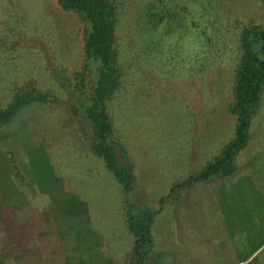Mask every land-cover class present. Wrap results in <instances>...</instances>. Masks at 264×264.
Returning <instances> with one entry per match:
<instances>
[{
  "label": "rangeland",
  "instance_id": "rangeland-1",
  "mask_svg": "<svg viewBox=\"0 0 264 264\" xmlns=\"http://www.w3.org/2000/svg\"><path fill=\"white\" fill-rule=\"evenodd\" d=\"M157 1L160 9L163 4L168 5L167 16H150L151 1L139 15L142 1L136 0L129 1V11L122 16L124 49L140 56L142 64L138 68L143 70L139 75L126 77L125 88L110 107L115 137L122 146L120 160L133 167L134 191L126 194L104 160L82 139L83 144L80 143L70 125L71 106L48 105L41 109L36 104L26 109L6 129H0V241L5 256H15L24 249L23 256H17L18 261L32 264V248L37 246V251L45 246L53 257L41 260L42 263L66 264L68 260L60 247L66 246L67 235L74 233L72 224L78 222L74 213L78 214L79 207L54 202L52 197L62 201V194L69 193L82 194L87 199V220L91 214L93 223L102 229V250L105 248L108 258L110 247L132 256L134 236L124 217L130 208L140 207L143 214L154 215L156 247L157 243L162 247L163 259H158L159 255L152 259L153 264H248L253 260L254 264H264V93L260 106L254 109L247 146L236 157L234 179L229 181L220 174L210 182H198L188 193L183 188L176 189L213 163L235 136L236 119L228 106L232 100L229 89L233 70L230 63L219 59L210 75L183 77L184 67L167 65L177 54H168L167 49L175 47L173 42L178 37H183L184 53H193L197 48L192 12L199 18L203 0ZM204 1L207 12L218 15L223 33L229 27L230 34L236 36V27L252 18L256 24L263 23L262 0ZM15 4L17 16L24 22L20 19L19 25L27 30L25 23L29 21L32 30L29 27L27 33L39 35L31 53L33 59L23 52L26 35L13 25L15 17L9 10ZM0 15V103L19 87L40 84L57 96L62 94L63 99L66 91L60 88L58 70L63 66L69 72L78 71L85 53L80 21L75 18L71 22L52 0H0ZM12 41L19 43L16 49L10 48ZM235 181L242 184L241 192H237L241 197L234 205L229 196L228 206H245L251 216L250 225L244 224L242 232H233L228 223H222L223 211L210 205L223 202L212 198L214 188L226 187L229 191ZM165 197L168 198L162 202ZM197 203L199 208L194 205ZM202 206L206 211L200 209ZM175 207L180 223L178 217L172 218ZM232 212L227 210V220ZM239 215H245L243 220L249 217L245 213ZM200 220L207 221L205 227L188 228V222ZM201 230L202 235L194 234ZM230 231L235 233L237 242L231 240L234 235ZM193 242H203L204 247L210 245L212 249L203 253L204 258L195 256L189 251ZM183 245L188 252L174 257L171 249ZM127 259L125 255L114 262L126 264ZM106 260L110 259L103 261ZM0 263L12 262L0 254Z\"/></svg>",
  "mask_w": 264,
  "mask_h": 264
},
{
  "label": "trees",
  "instance_id": "trees-1",
  "mask_svg": "<svg viewBox=\"0 0 264 264\" xmlns=\"http://www.w3.org/2000/svg\"><path fill=\"white\" fill-rule=\"evenodd\" d=\"M129 1L131 0H52L60 13L68 15L70 21L77 18L82 25L85 52L82 65L75 72L64 70L63 66L58 70V76L62 80L60 88L66 91L63 99L62 94L57 96L52 89L40 84L31 88L19 87L9 99L0 103V129H4L21 112L36 104H39L41 109L48 105L71 106L70 125L74 127L80 143L84 142L92 152L104 160L106 167L114 174L126 194L134 191L135 176L133 167L120 160L123 158L120 150L122 146L115 137L116 129L110 107L115 96L125 88L126 77L139 75L143 70V67L138 68L142 64L140 56L127 52L121 39L120 26L124 20L122 16L129 11ZM138 1H142L140 4L143 6L139 15L151 1L148 5L150 16L155 18L160 13L167 16L168 5L163 4L160 9L157 0H136L137 3ZM161 2L164 3L163 0ZM262 3L264 9V0ZM205 4L204 0L200 3L199 18L192 12L194 43L197 48H194L193 53H184L183 37H178L173 43L180 47L175 45L167 49L168 54L175 51L177 59L173 57L170 63L166 64L184 67L183 77H204L213 72L219 59L230 63L233 70L229 89L232 100L228 106L236 119V131L233 139L223 147L213 163L208 164L197 176L180 183L176 189H190L198 182H210L220 174L227 176L229 181L234 179L232 176L235 173L236 157L247 146L254 109L260 106L264 93V19L262 24H256L253 18L250 22L240 23L234 36L230 34L227 26V31L221 32L223 24L218 15L212 11L208 13ZM213 6L217 10V6ZM9 11L12 12L13 18L15 17L14 28L22 30L26 35L25 51L21 48L20 52L30 54L29 58L33 59L31 53L39 35L37 32L31 35L32 27L29 21L25 23L28 29L30 27L29 33L28 29L25 30L19 25L23 21L20 18V22L17 16L16 4ZM18 45L17 41H12L10 48L16 49ZM61 48L64 49L63 45ZM44 108L52 111L55 109ZM125 219L129 231L134 236L130 264H153L154 215L143 214L140 207H133L125 212ZM255 261L248 264H254Z\"/></svg>",
  "mask_w": 264,
  "mask_h": 264
},
{
  "label": "crops",
  "instance_id": "crops-1",
  "mask_svg": "<svg viewBox=\"0 0 264 264\" xmlns=\"http://www.w3.org/2000/svg\"><path fill=\"white\" fill-rule=\"evenodd\" d=\"M230 186H231L230 187L231 190H229V191L226 189V187L224 188L225 190L223 188H219V190H218V188H214L212 198L214 200L217 199L220 202H221V200H220V198H221L223 200V202L222 203H215V204L211 203L210 205H211V207L214 205L216 209L218 208V210L223 211L224 220L222 223H224V222L228 223L229 228H231L233 230V232H242L244 229V227H243L244 224L250 225L249 221H250L251 216L247 212L245 206H244V208H243V206L241 208L238 206V209L236 208L237 206L236 207L233 206L232 208H230L232 203L228 206L229 196L232 197L231 201H233L234 205L237 203V201H236L237 198L241 197L240 195L237 194V192H241L240 188H242V184L241 183L239 184V181L238 182L235 181V182H232ZM189 191H192V190L191 189L186 190L187 193ZM62 195H63L62 197H65L62 201H60V199H58V197L57 196L55 197L54 195L52 197L53 201L54 202L55 201L66 202V204L70 203L71 206L75 205L74 207H77V206L79 207L78 214L74 213V215L78 216L77 225L75 223L72 224V226L74 228V233L71 235H67L66 246L64 244L60 247L61 251L64 252L63 254L66 256V259L68 260V262L66 264H123L122 262H114V260L116 259V260L121 261L122 259H124L125 255L128 258L126 264H130L132 257H133V253H132V256H128L127 253L125 255H122L118 252L117 247H115L114 249L110 247V253L107 252L108 256H110V258H108L106 256L105 248H103V250H102V247L104 246V237L102 236V231H101L102 229L97 228L96 225L93 223V220L90 217L91 214H89V217L87 220V212H88V210H87V199L82 194L80 196H77L75 194L71 195L69 193H65ZM75 203H77L78 205H76ZM220 204H221L222 209L220 208ZM242 204L244 205V203H242ZM194 205L196 206V208H199L198 203L194 204ZM49 207H50V205H49ZM51 207L54 208L53 204ZM24 208H27L30 210L28 205H24ZM235 208L237 209L238 213H236ZM200 209L202 211H206L204 206H202ZM228 209L231 211H234V212L231 213V215H230L231 217L228 218V220H227V210ZM46 210H48V209H46ZM174 211H175V213H174ZM242 213H245L249 217L243 220L245 215H242V218L239 215ZM122 215L124 216V214H121L120 217H122ZM177 217H178L177 222H179V223L182 222V220H180V218H179V214L177 212V207H175L173 209L172 218H174V220H175ZM125 221H126V219H125ZM207 221H208V219H207ZM207 221L204 222L203 220H200V221H194V223H193V221L188 222V224H189L188 228H190V226H195V225L199 226L200 228L205 227ZM251 225H252V223H251ZM178 230H177V232L179 233ZM209 230L210 229L208 228L206 230V232ZM185 232L186 231L184 230V233ZM197 232H199V234H201V235L203 234V230L195 231L194 234H197ZM186 234L189 236V232H186ZM234 234L235 233H232V235H234ZM154 238H155V234H154ZM214 239L217 240L218 237H215ZM231 240H234V242H237L235 235ZM38 241H39V239H38ZM40 241L42 242L43 239H40ZM174 241L175 240L173 239L172 244L174 243ZM217 241H219V240H217ZM154 242H155V247H154L155 252H154L152 258L156 259L160 255V251L162 250V247L159 243H157V247H156V238L154 239ZM130 243H131V240H130ZM178 243L180 244L182 242L178 241ZM32 244H33V241H32ZM202 244H203V242H193V247H189V251H192L193 253H195L196 254L195 256H200L202 258L206 257L203 253L205 251L210 252L209 248L212 249V247L210 245H206L207 247H204V245H202ZM34 247L37 248V246H34ZM133 247H134V245H133ZM35 248H32V251H31L32 264H44L41 262V260L53 257L52 253H51L52 251L49 252L48 247L46 249H44L45 246H41V249H38L37 251ZM158 248L160 250H157ZM193 248L200 249V253H202V254H200L197 249H193ZM0 249H1V251H0L1 256L3 258L10 259L12 262L10 264H20L22 262L21 260L18 261L17 256H20V257L23 256L22 252L24 249H20V252L18 254H14L15 256H5V254H4L5 252H3V250H2L1 241H0ZM218 249H219V251L222 250L220 245L218 246ZM171 251H172V253L173 252L175 253L174 257H180V253L188 252V249H187L186 245H183V246H175L174 249H171ZM212 253H219V252H212ZM70 256H71V258H70ZM104 258H107L110 260L103 261ZM158 259L162 260L163 256L160 255L158 257ZM39 260H40V262H39ZM63 263L65 264V262H63Z\"/></svg>",
  "mask_w": 264,
  "mask_h": 264
}]
</instances>
